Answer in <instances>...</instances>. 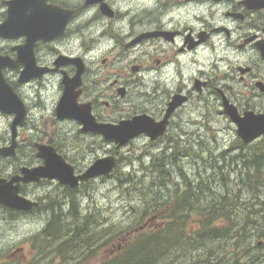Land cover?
I'll use <instances>...</instances> for the list:
<instances>
[{
	"label": "flooded vegetation",
	"instance_id": "flooded-vegetation-1",
	"mask_svg": "<svg viewBox=\"0 0 264 264\" xmlns=\"http://www.w3.org/2000/svg\"><path fill=\"white\" fill-rule=\"evenodd\" d=\"M7 20L15 31L2 28L14 36H0V56L13 65L1 73L23 107V123L12 139L16 113L0 109V180H12L18 196L37 206L18 212L0 204V218L9 210L46 211L50 218L54 186L63 189L56 197L64 202L67 191L112 179L94 177L75 188L49 178L24 182L23 171L44 165L39 145L52 147L75 176L103 156L120 159L122 150L141 139L147 142L137 147L157 142L161 155L173 160L179 141L197 136L196 126L210 120L215 106L227 116L222 96L239 113L252 110L245 91L225 86L215 69L234 68L240 76L232 78L244 87L248 77L253 96L254 89L260 92L256 83L264 84V0H0V25ZM72 87L75 105L89 113L90 124L58 115ZM138 116L161 124L162 133L155 140L143 133L117 147L93 129ZM101 149L108 153L98 154Z\"/></svg>",
	"mask_w": 264,
	"mask_h": 264
},
{
	"label": "trees",
	"instance_id": "trees-1",
	"mask_svg": "<svg viewBox=\"0 0 264 264\" xmlns=\"http://www.w3.org/2000/svg\"><path fill=\"white\" fill-rule=\"evenodd\" d=\"M234 158L239 182L235 187L223 186L226 191L217 196L210 186L213 176L203 178L200 170L195 183L190 178L187 186L169 182L162 155L148 167L152 178L148 185L136 183L131 173L117 176L121 184L132 185L141 200L137 221L144 223L134 230H90V216L79 215L72 191L66 194L72 203L66 213L62 201L53 197L52 216L40 234L42 256L52 250L63 260L75 253L83 256L117 240L122 243L119 249L97 264H264V136L249 144L238 140ZM197 159L204 165L208 162L202 156ZM242 192L250 194L245 203L240 202ZM145 214L149 215L143 221ZM156 219L163 224L148 226L147 221Z\"/></svg>",
	"mask_w": 264,
	"mask_h": 264
},
{
	"label": "rangeland",
	"instance_id": "rangeland-1",
	"mask_svg": "<svg viewBox=\"0 0 264 264\" xmlns=\"http://www.w3.org/2000/svg\"><path fill=\"white\" fill-rule=\"evenodd\" d=\"M214 74L224 76L223 84L227 87L229 86L231 90L234 91V88H238L241 91H245L248 96L245 104L252 111H258L260 107H264V93L259 92L256 88L254 93L257 96L249 94V88L254 86L250 83L251 80L248 77L246 80L247 86L244 87V83L240 85L232 78V76H240L235 73L234 68H231V72L223 68L218 71L215 69ZM228 74H230L229 78ZM218 110H220V105L218 107L215 106L214 114L209 121L201 123V126H196L199 131L197 136L191 140L183 137L179 141L181 143L180 153L176 155L179 158V166L182 172H188L190 180L194 183L197 181V170H200L199 173L203 178L210 177L211 172V169L206 168V165L203 164L201 159L198 160L197 156H202L209 161L211 158L215 159L216 154H220L225 149L238 146L239 138L236 134L235 125L227 116L219 114ZM144 142L147 141L145 139L136 141L131 147L120 152V155L125 160L119 164V170L116 173L114 172L112 179H98L91 182L90 185L82 187L80 191L74 192L75 199L73 204L81 217L90 216V221L88 222L90 230L101 231L104 228L112 227L134 230L143 225L144 222L140 223L137 221V210L141 206L140 197L133 191L134 187L132 185L128 182H122L121 184L117 176L123 177L124 173H131L132 177L137 178L136 183L145 182L148 185L151 182L152 178L148 167L152 160L163 152L157 142H150L141 147L136 146ZM96 152L102 156L108 153L104 149ZM219 163L223 165L221 161ZM232 166L234 167V165ZM166 169L170 172L173 180H178V170L175 172L170 166H166ZM228 169V167H225V170ZM143 175L145 177H142ZM237 175L236 167H234L230 171L223 172L222 178L224 181L211 178L210 186L214 190V196L224 193L229 187H235L239 182ZM223 182H226L227 188L222 187ZM124 188L127 189L123 190ZM45 189L40 188L39 191ZM52 192V197H56V193L63 192V189L55 188L54 186ZM249 198L250 194L246 192L240 194L241 203L247 202ZM62 204L63 211L66 213L72 203L68 197H65V201H62ZM164 211L165 209L163 208L162 212ZM147 215L149 214H145L143 221H145ZM48 216L49 213L46 211L39 212L36 215H19L18 212L7 211L4 217L0 218V264H97L101 258L113 254L118 250V246L122 244L114 240L106 248L96 253L87 250L83 256L75 253L64 260L55 254L53 250L49 255L43 257L41 248L44 245H40L43 243V238L40 234L45 224L48 223ZM95 220L98 222L97 227L94 226ZM65 221L67 223L66 219ZM147 222L148 226L153 227L163 224L162 219L149 220ZM34 238L37 240H34Z\"/></svg>",
	"mask_w": 264,
	"mask_h": 264
},
{
	"label": "water",
	"instance_id": "water-1",
	"mask_svg": "<svg viewBox=\"0 0 264 264\" xmlns=\"http://www.w3.org/2000/svg\"><path fill=\"white\" fill-rule=\"evenodd\" d=\"M95 1L97 0H87V3H93ZM4 25L15 31L14 21L7 20L0 25V36L13 37L14 35L2 34ZM142 37L143 36L139 37V39ZM5 65H13V62L0 56V109L16 113L11 123L12 139H14V130L18 125L23 123V107L17 96L12 92L11 87L6 84L3 78L1 68ZM81 71L82 70L78 71L77 77ZM256 86L260 91H264V84L262 82H257ZM222 99L223 111L236 125L237 137L240 138L243 143L249 144L261 136H264L263 112L256 113L251 110H246L240 114L237 108L230 103L225 96H222ZM75 104L76 96L73 92V87L71 89H66L57 108L59 117H74L81 122L90 124V119L88 117L90 116L89 113H83ZM174 106L175 104L173 103L171 109ZM93 129L101 132L104 139L107 141L115 142L117 147H122L141 133L149 134L151 139H156L163 131L161 124L153 126L144 116L135 117L130 121H122L118 125H97L93 127ZM14 145L13 142L7 149L8 153H12L9 152V150H12ZM2 151H4V149H2ZM38 154L43 157L44 165L37 167V169L23 171L24 176L21 178L22 181H38L40 178H49L56 179L59 184H69L71 188H75L80 182H85L90 178L97 176L108 177L118 164V158L116 156H104L96 159L83 173L75 176L72 167L65 163V161L54 152L52 147L39 145ZM3 182V180H0V204L11 209L22 211L31 210L33 207L37 206L35 201L18 196L17 189L11 187L12 180L5 182V185Z\"/></svg>",
	"mask_w": 264,
	"mask_h": 264
},
{
	"label": "bare ground",
	"instance_id": "bare-ground-1",
	"mask_svg": "<svg viewBox=\"0 0 264 264\" xmlns=\"http://www.w3.org/2000/svg\"><path fill=\"white\" fill-rule=\"evenodd\" d=\"M234 151H235V146L230 147L229 149H225L220 154H218V155L216 154L215 159L211 158L206 163V168L211 169L210 174L211 175L213 174V178L217 179L218 181H219V179L223 180L222 174L224 171H230L234 167L238 166L234 160L235 159L234 158ZM175 156H174V158H175ZM118 160H119V163L121 164L125 160V158L120 157V159H118ZM162 161L166 164V166H170L175 172L177 170L180 171V169H181L178 161L174 160V162L172 163V160H169L167 156L162 155ZM219 161H221L223 163V165L220 164ZM232 165H234V167ZM166 166H165V168H166ZM225 167H228L229 169L225 170ZM169 176L171 177L169 182H171L172 184H182L183 186L188 185V180H189L190 176H189L188 172H186V171H184L182 173L179 172V175L177 176L178 180H173L170 172H169ZM223 186L227 187L226 182H223L222 187ZM28 211L29 210H25L24 212H28Z\"/></svg>",
	"mask_w": 264,
	"mask_h": 264
}]
</instances>
